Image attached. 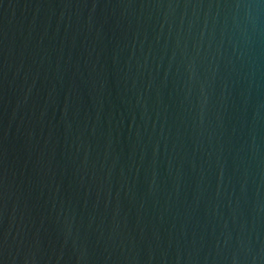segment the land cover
<instances>
[{"label":"water","instance_id":"obj_1","mask_svg":"<svg viewBox=\"0 0 264 264\" xmlns=\"http://www.w3.org/2000/svg\"><path fill=\"white\" fill-rule=\"evenodd\" d=\"M0 264H264V0H0Z\"/></svg>","mask_w":264,"mask_h":264}]
</instances>
